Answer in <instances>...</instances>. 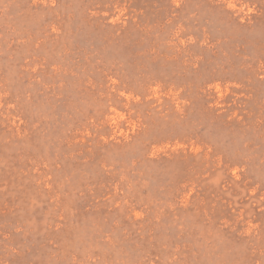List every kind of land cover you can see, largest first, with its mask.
I'll use <instances>...</instances> for the list:
<instances>
[{"label": "rangeland", "instance_id": "1", "mask_svg": "<svg viewBox=\"0 0 264 264\" xmlns=\"http://www.w3.org/2000/svg\"><path fill=\"white\" fill-rule=\"evenodd\" d=\"M0 264H264V0H0Z\"/></svg>", "mask_w": 264, "mask_h": 264}]
</instances>
